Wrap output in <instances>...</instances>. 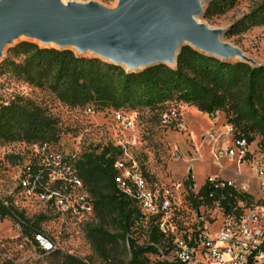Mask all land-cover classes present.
Returning a JSON list of instances; mask_svg holds the SVG:
<instances>
[{
    "label": "rangeland",
    "instance_id": "374dc122",
    "mask_svg": "<svg viewBox=\"0 0 264 264\" xmlns=\"http://www.w3.org/2000/svg\"><path fill=\"white\" fill-rule=\"evenodd\" d=\"M68 1L97 3L112 10L120 5L119 0ZM209 1L203 0L205 9ZM248 11L249 1L239 0V4L227 13L211 19L202 13L198 21L211 29L227 32ZM221 39L241 50L250 63L264 64V26L252 27L236 36L225 33ZM24 40L60 48L56 44H44L38 39L20 36L4 49L0 66L10 57L11 49ZM68 48L80 55L99 57L110 63L89 49ZM16 60L20 61L21 57ZM230 60L240 58L237 56ZM121 66L130 72L126 65ZM17 96L36 101L58 119L61 137L52 149L77 159L85 152L99 153L109 144L121 147L122 153L117 161L143 176L145 191L158 194V204L167 202L168 208L163 212L159 208L160 214L141 209L144 215L142 226H136L130 236L139 248L144 264L161 262V255L145 252V249L150 242V229L159 226L162 216L173 227L169 235L165 234L166 245H171L170 249L175 242L189 240L201 233L213 238L222 228L235 227L239 223L237 217L226 215L218 204L194 206L191 192L198 193L208 179L232 182L251 199L239 202L244 210L243 216L251 210L264 208L263 175L260 172L261 169L264 172V151L259 147V138L244 149L236 147L234 130L228 124L224 111L212 117L189 103L176 100L155 106L129 103L120 110H98L93 105L70 106L61 102L48 88L36 87L17 78L11 71L1 72L0 69V102H10ZM34 146L0 139V195L11 200L31 223L39 224L44 235L55 243L56 249L86 258L92 264H109L110 259L117 263L130 260L132 253L128 240L121 239L112 225H108V229L118 236V240L113 246L115 251L107 259L88 239V223L99 222L93 213L74 219L24 193L19 186L20 177L23 167L33 157ZM11 154H19L22 158L10 161L8 155ZM189 176L193 185L188 183ZM167 253L173 255L171 250ZM6 259H12L16 264H56L59 261L54 252L43 251L29 237L23 236L20 225L11 217L0 218V264Z\"/></svg>",
    "mask_w": 264,
    "mask_h": 264
},
{
    "label": "trees",
    "instance_id": "16d2710c",
    "mask_svg": "<svg viewBox=\"0 0 264 264\" xmlns=\"http://www.w3.org/2000/svg\"><path fill=\"white\" fill-rule=\"evenodd\" d=\"M248 1L249 11L230 26L226 35L236 36L252 27L264 26V0ZM238 4L239 0H210L204 17L223 15ZM19 57L21 60L17 61ZM0 69L1 72L9 70L36 87L48 88L70 106L120 110L129 103L155 106L176 100L189 103L212 117L224 111L234 137L245 139L247 145L259 138V147L264 151V64L224 60L186 45L175 67L162 64L128 72L122 66L99 57L80 55L70 48L41 46L24 40L11 49L10 57ZM58 123L46 107L32 99L17 96L10 102H0V139L6 142L47 143L53 147L61 137ZM121 153V147L109 144L99 153L85 152L77 159L69 156L93 199V214L99 220L88 223L90 243L110 259L118 240L108 229L112 225L121 239L128 240L132 257L120 263L110 259L109 264H144L139 248L130 238L134 228L142 226L144 215L138 201L121 191L116 183L115 163ZM8 158L11 161L22 157L11 154ZM188 183L193 185L191 176ZM190 199L196 208L218 204L226 215L238 219L244 211L239 202L251 200L222 179H208L198 193L191 192ZM7 217L14 218L23 236L39 247L35 236L45 234L42 227L27 220L11 200L0 195V218ZM149 236L145 252L161 255V250L166 253L170 250L171 245H166V236L158 225L150 229ZM52 252L59 258L56 264H92L86 258L60 249ZM2 264L16 262L6 259Z\"/></svg>",
    "mask_w": 264,
    "mask_h": 264
},
{
    "label": "water",
    "instance_id": "95a60500",
    "mask_svg": "<svg viewBox=\"0 0 264 264\" xmlns=\"http://www.w3.org/2000/svg\"><path fill=\"white\" fill-rule=\"evenodd\" d=\"M119 1L112 10L77 1L0 0V57L25 35L61 49H89L130 72L162 64L175 67L186 45L220 59L238 56L249 62L241 50L222 41L225 30L198 21L205 12L203 0Z\"/></svg>",
    "mask_w": 264,
    "mask_h": 264
},
{
    "label": "built area",
    "instance_id": "2783aa9c",
    "mask_svg": "<svg viewBox=\"0 0 264 264\" xmlns=\"http://www.w3.org/2000/svg\"><path fill=\"white\" fill-rule=\"evenodd\" d=\"M172 114H176L175 110ZM235 145L244 149L247 142L236 139ZM115 168L119 189L136 199L141 209L160 214L159 208L161 212L168 208L167 202L158 204V194L145 191L141 174L120 161L115 163ZM260 172L263 175L261 187H264V172L262 169ZM229 184L237 188L232 182ZM20 185L28 197L55 208L62 215L77 219L93 213V199L74 160L47 143L35 144L33 157L20 177ZM238 221L237 226L224 227L213 238L201 233L189 240L175 242L170 249L172 256L161 250L160 264H264V208L251 210ZM159 228L166 235L173 231L165 216L160 218ZM35 240L45 252L57 248L44 234H36Z\"/></svg>",
    "mask_w": 264,
    "mask_h": 264
},
{
    "label": "bare ground",
    "instance_id": "6f19581e",
    "mask_svg": "<svg viewBox=\"0 0 264 264\" xmlns=\"http://www.w3.org/2000/svg\"><path fill=\"white\" fill-rule=\"evenodd\" d=\"M70 1H68V0H61V3L63 4V5H66V4H68Z\"/></svg>",
    "mask_w": 264,
    "mask_h": 264
}]
</instances>
